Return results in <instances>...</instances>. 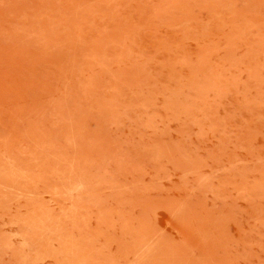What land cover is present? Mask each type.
Returning <instances> with one entry per match:
<instances>
[{
  "label": "rangeland",
  "instance_id": "374dc122",
  "mask_svg": "<svg viewBox=\"0 0 264 264\" xmlns=\"http://www.w3.org/2000/svg\"><path fill=\"white\" fill-rule=\"evenodd\" d=\"M0 264H264V0H0Z\"/></svg>",
  "mask_w": 264,
  "mask_h": 264
}]
</instances>
